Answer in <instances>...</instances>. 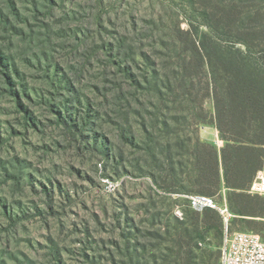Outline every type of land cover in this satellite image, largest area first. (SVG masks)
<instances>
[{
	"label": "rangeland",
	"instance_id": "1",
	"mask_svg": "<svg viewBox=\"0 0 264 264\" xmlns=\"http://www.w3.org/2000/svg\"><path fill=\"white\" fill-rule=\"evenodd\" d=\"M222 2L264 24V0H0V264H170L191 238L192 264L218 261L223 222L188 207L166 158L190 169L188 140L226 145L211 98L201 124V82L194 103L177 77L179 30L209 34ZM212 197L230 231L264 232V196Z\"/></svg>",
	"mask_w": 264,
	"mask_h": 264
},
{
	"label": "trees",
	"instance_id": "2",
	"mask_svg": "<svg viewBox=\"0 0 264 264\" xmlns=\"http://www.w3.org/2000/svg\"><path fill=\"white\" fill-rule=\"evenodd\" d=\"M221 11V18L203 12L209 34L198 35L192 27L187 31L179 30L190 55L179 60L177 77L182 98H189L194 103L193 91L197 82H201V124L209 123L211 118L205 107L211 98L213 121L226 145L219 152L199 137L194 142L188 140L186 154L190 159V169L171 157L166 158L171 176L175 181L178 177L179 189L186 191L190 188L191 194L210 197L223 186L234 192L249 190L256 173L264 168V24L251 26L256 23L258 13L247 16V23L239 13L238 18L233 19L237 14L233 3L222 2ZM227 30L234 33L236 42L242 44L244 51L215 41L216 35ZM257 39L259 43L255 45ZM256 49H259V54H256ZM0 62L9 70L8 60L1 55ZM7 77L12 82L11 77ZM212 211L205 210V215ZM203 223L206 227L211 226L206 220ZM196 238L203 239L201 235H196ZM194 239L191 238L187 244L176 243L170 264L193 263V250L198 247ZM219 260L220 252L214 264Z\"/></svg>",
	"mask_w": 264,
	"mask_h": 264
},
{
	"label": "built area",
	"instance_id": "3",
	"mask_svg": "<svg viewBox=\"0 0 264 264\" xmlns=\"http://www.w3.org/2000/svg\"><path fill=\"white\" fill-rule=\"evenodd\" d=\"M248 192L264 196V168L256 173ZM185 199L188 207L195 212L212 209L221 216L225 230L218 264H264V232L230 231L235 215L225 199L217 201L215 197L198 194L186 195ZM174 216L183 220L182 208L176 207Z\"/></svg>",
	"mask_w": 264,
	"mask_h": 264
}]
</instances>
